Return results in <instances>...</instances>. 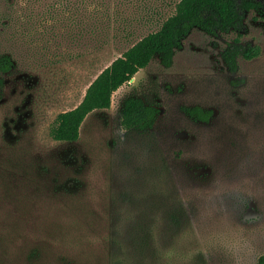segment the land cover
<instances>
[{
    "label": "rangeland",
    "instance_id": "1",
    "mask_svg": "<svg viewBox=\"0 0 264 264\" xmlns=\"http://www.w3.org/2000/svg\"><path fill=\"white\" fill-rule=\"evenodd\" d=\"M178 2L0 0V54L13 60L0 100V264H260L264 11L240 31L193 29L170 66L155 58L89 114L78 141L50 134ZM232 44L260 53L232 72ZM131 96L160 109L153 128L122 127ZM195 106L211 120L183 110Z\"/></svg>",
    "mask_w": 264,
    "mask_h": 264
},
{
    "label": "trees",
    "instance_id": "2",
    "mask_svg": "<svg viewBox=\"0 0 264 264\" xmlns=\"http://www.w3.org/2000/svg\"><path fill=\"white\" fill-rule=\"evenodd\" d=\"M251 11H264V3L260 0H179L175 14L165 20L160 29L142 37L103 69L90 83L78 106L58 114L51 125L52 138L60 142L78 141L81 127L89 114L111 108L113 94L155 58L160 57L166 66H170L176 50L182 47L184 39L193 29L200 28L211 34L240 31L246 14ZM259 53L258 46L243 50L241 45L232 44L224 57L230 70L235 72L239 55L252 59ZM12 67L13 60L0 54V100L5 85L3 76ZM183 110L203 122H209L214 114L213 110L200 106L183 107ZM159 114L158 107L146 103L141 97L131 96L124 101L121 124L126 130L151 129ZM260 264H264V257L260 259Z\"/></svg>",
    "mask_w": 264,
    "mask_h": 264
}]
</instances>
